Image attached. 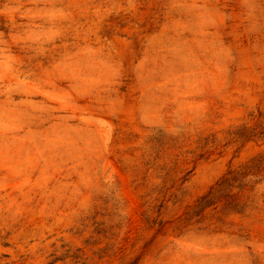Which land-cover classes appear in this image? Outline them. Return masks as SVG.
<instances>
[{
  "label": "rangeland",
  "instance_id": "374dc122",
  "mask_svg": "<svg viewBox=\"0 0 264 264\" xmlns=\"http://www.w3.org/2000/svg\"><path fill=\"white\" fill-rule=\"evenodd\" d=\"M0 264H264V0H0Z\"/></svg>",
  "mask_w": 264,
  "mask_h": 264
},
{
  "label": "trees",
  "instance_id": "16d2710c",
  "mask_svg": "<svg viewBox=\"0 0 264 264\" xmlns=\"http://www.w3.org/2000/svg\"><path fill=\"white\" fill-rule=\"evenodd\" d=\"M229 183H230V180H228V179L223 181V184L229 185Z\"/></svg>",
  "mask_w": 264,
  "mask_h": 264
}]
</instances>
